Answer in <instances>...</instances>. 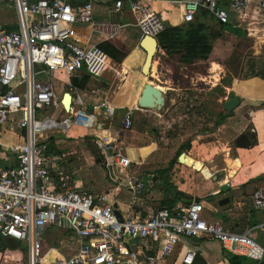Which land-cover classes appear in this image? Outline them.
<instances>
[{
	"label": "built area",
	"instance_id": "2783aa9c",
	"mask_svg": "<svg viewBox=\"0 0 264 264\" xmlns=\"http://www.w3.org/2000/svg\"><path fill=\"white\" fill-rule=\"evenodd\" d=\"M251 1L228 0L226 5L220 0L170 2L182 10L184 24L194 22L206 11L223 25L231 12L244 17ZM151 2L0 0V153L10 154L7 162L5 156L0 159V235L26 245L30 260L36 264L43 259L41 238L52 225L71 229L79 239V246L67 254L61 244H55L51 249L57 254L54 264H158L185 239L204 236L220 242L231 254L257 263L264 258V246L257 239L264 235V222L235 232L220 220L207 219L203 202L197 201L177 210L159 209L151 217L136 211L144 205L153 177L135 175L126 153L125 136L132 130L140 108L126 109L120 124L114 127L118 108L110 100V93L100 97L92 92L89 96L96 100L86 105L83 92L75 84L82 72L102 79L111 74L120 76L101 45L116 39L123 27H138L142 37L159 41L168 24ZM99 6L120 21L97 19ZM260 8L264 11V0H260ZM5 13L14 14V20L3 21ZM127 16L132 21H124ZM66 92L72 96L69 111L62 103ZM49 108L60 109L68 117L61 121L42 117ZM194 110L189 108L185 114L192 115ZM187 125L182 122L175 128L187 131L191 129ZM74 126L88 129L94 137L109 183L104 192L81 190L73 182L77 174L71 170L74 157L69 160L68 155L49 151L48 142L61 134L69 139ZM8 132L22 142H2ZM124 193L128 208L125 213L120 211V220L115 210ZM252 204L264 210V186L253 192ZM142 248L156 252L145 255ZM196 254L188 248L183 262L192 264ZM9 259L0 253V264Z\"/></svg>",
	"mask_w": 264,
	"mask_h": 264
},
{
	"label": "crops",
	"instance_id": "0c3cea01",
	"mask_svg": "<svg viewBox=\"0 0 264 264\" xmlns=\"http://www.w3.org/2000/svg\"><path fill=\"white\" fill-rule=\"evenodd\" d=\"M171 0H152L151 5L153 9L160 13L165 20L167 24H170L172 26H181L184 23L182 22V10L179 7H173L171 5ZM221 3L224 5L227 4L228 0H220ZM253 4V0L251 1V6ZM256 4H258V0H256ZM254 5V4H253ZM250 6V8H251ZM256 6V5H254ZM249 8V9H250ZM257 9H260V6H256ZM249 11V10H248ZM247 14L244 17H241L237 13L231 12L229 16V21L226 24H229V26L233 29H241L243 32H246L242 27V22H245L246 18H248L249 14ZM201 14H199L200 17ZM232 15H234L235 18H232ZM6 16V18H5ZM210 18H212L209 15ZM254 17V16H253ZM96 18L99 20H118L120 21V18L114 16L113 14H108L105 11V8L102 6H99L96 8ZM7 21L13 19L14 20V14H11V16H8L7 13L3 15V21ZM213 19V18H212ZM123 19H121L122 21ZM214 20V19H213ZM124 21H132L130 16L126 17V20ZM207 22V21H206ZM216 22V21H215ZM208 25L212 24L210 21L207 22ZM264 23V21H263ZM218 24V23H217ZM220 25V24H219ZM125 28H127L125 31H123ZM247 37H237L234 33L230 32L229 30H221L220 36L214 41L213 48L211 51V54L207 61H196L195 64L192 65H185L181 64L179 61V58L177 56H166L161 48L158 50V57L155 56L153 61V68L151 71V74L149 77L145 76L142 72L143 64L145 61V52L140 47V41L143 38L141 31L138 27L135 26H125L119 33L118 37L115 39L114 47L111 48L107 47L104 48L105 43L104 42L101 47L111 56L113 59V62L115 63V67L118 72H120V76L118 78L115 77L114 74H111L107 79L97 78L94 76L89 75L86 72H82L79 79L75 81L80 84L79 89L85 94L90 95V93H94L97 96L103 97L106 93H110V100L112 103L119 109L124 111L128 108H136L139 107V98L141 96V93L144 89V86L147 83H152L153 80H151L152 74L155 71L158 72L161 83V88L165 92L166 95V105L167 109L164 113L149 110V109H138L137 112H143V113H152L156 117L162 118L165 113L169 114L170 117V126L177 127V124L180 125L182 122L184 124H190L191 121L185 122L186 119H188V114H185V111L187 110L186 106L183 108L181 104L186 103L189 97H192L196 100V106L200 105L201 109L199 107H195L194 111H192L193 114V120L198 119L203 122H201V126L204 125V130L198 131L197 128L191 130L188 129L187 131L183 133H173L158 136L157 134L155 138L150 137L148 135L147 131H144L143 127L140 125V128L133 127L130 132H128L125 136V144H126V153L128 157L133 162L132 169L135 175L138 176H147L151 175L152 181L150 183V191L146 197V200L144 202V205L141 207H136V211L142 212V214L145 217H151L155 215V213L160 208L161 201L165 198V189L166 186L164 184V193L162 196V199H159L156 194V187L160 186V183L163 182L162 180H154L155 177L158 176V172H160L161 169L168 170L167 177L169 176L171 179V176L176 178L179 177V174H182L184 171H180L178 173V169H180V166H189L196 171V173H201L200 168L197 167V164H200L201 166H206L209 172L212 175H216L215 171L213 170L211 165H207L205 162V159L201 158H191L190 155H187L184 151H189V147L191 144L195 142V139L200 138V134H210L214 133L215 130H220L221 125H224V121H232L231 124H235L233 126V136L231 137V140H233V146L237 149V156L231 157L225 160L226 162V168L223 169V171H228L231 173L230 176L225 175L224 177L227 178H235L237 179V183L235 185H226L224 183L216 182L215 180V190H213V194H211V197L205 198L204 195L199 193L197 190V185L193 186L192 189L185 188L188 186V183H177L173 184L175 188H177L178 191L186 194L187 196L191 197L193 200L195 199H202V202L205 206V217L209 220H220L222 221L228 228L235 232H244L248 228L257 225L261 222H264V210H257L253 207L252 204V194L253 192L259 188L264 186V63L262 64H254L251 63V70L248 75H246L243 80H238L233 78L231 74V70L228 69V65L226 62L229 61L230 54L226 59H223V57H220L221 54H223L225 51L223 50L222 46L223 44V38H231L232 40L236 39L241 40L242 38ZM111 42V41H108ZM262 44H264V35L261 39ZM222 48V49H221ZM217 54L216 56L219 57V61L217 62H211L212 67L209 70V74L205 77L199 78V80H205L204 84L206 86H209L210 92L215 90V88H219L221 90L222 94H225V101L222 100L220 96L216 97L217 102H223V109H224V103L227 101L226 99H229L231 97L237 96L241 103L237 110L233 112H227L225 115V118L221 124L218 126H215L216 123L213 120L212 117L209 116L210 121L206 124H204V121L206 119L204 114L205 112L213 113L211 108H209L206 103L204 105V102H207L206 97L204 96V91L198 90L196 86L193 85L192 88H185V85L188 84V72L192 67H195L199 65L200 63H206L209 62L212 58V55ZM161 55V57L159 56ZM264 55V53H263ZM255 66V69H254ZM258 69V71H257ZM254 70L257 71V73L262 70L263 74L260 76L257 73L253 75ZM228 73L230 74V77L228 76L227 83L225 84L223 82L224 80V74ZM160 74H162L163 78L160 77ZM198 75V74H197ZM89 77V83H87L86 78ZM153 76L156 77V75L153 74ZM157 78V77H156ZM196 77L190 76V79L193 81V79ZM195 80V79H194ZM84 81H86V84H84ZM184 84L182 85V83ZM224 83V84H223ZM191 84V81H190ZM155 86H158L157 84H154ZM77 86V85H76ZM60 89V88H59ZM184 92V93H183ZM203 92V93H202ZM183 94V101L179 100L174 102V99H176L177 96ZM215 95V94H214ZM95 97V96H93ZM186 99V100H185ZM181 105V107H180ZM183 108V109H179ZM191 108V107H190ZM208 108V110H207ZM189 109V108H188ZM118 111V110H117ZM123 112H117L116 118H118L119 121H121ZM172 115V116H171ZM190 115V114H189ZM165 116V115H164ZM199 116V117H198ZM221 117V116H220ZM228 124V122H225ZM120 124V122H119ZM230 124V125H231ZM208 126V127H207ZM213 126V127H211ZM232 126V125H231ZM219 127V128H218ZM145 134V137L143 135ZM242 134H246L248 136L249 140L251 141V146L248 147H239L236 146L235 141L240 137ZM177 135V136H174ZM5 136V135H4ZM3 136V137H4ZM91 138V142L93 143V136L90 133L89 135ZM197 136V137H196ZM16 138L18 139L17 142H22V140L16 135ZM165 139L169 142L166 145H162V142H165ZM68 140V142H67ZM180 140V141H179ZM86 141H77L72 145L70 143V138L65 139V141H59L56 142V144L59 146L60 155H68V158L70 160V157H74L76 153H80L82 155L85 154L86 158L82 159L80 156L78 158V161L73 159L71 170L77 171V174L73 177L74 183L81 189L85 191H89L95 194L104 192L108 189L109 183L107 179V175H105L106 171L104 167L97 163L94 156L90 152L89 148L86 145ZM89 141V140H88ZM176 142L179 143L178 147H172L173 144ZM190 142V144H188ZM66 144L69 145L66 146ZM94 144V143H93ZM10 145V144H8ZM95 145V144H94ZM186 145V146H185ZM185 146L184 149H182ZM189 149V150H188ZM165 151L171 152V158L167 159L165 162L161 160H157L158 157H160ZM0 152H2L0 150ZM187 155L189 158L193 159L195 162L192 165H189V162H181L180 156L181 155ZM5 156L6 162L8 161V158L10 157L9 152H6L5 155H2L0 153V159ZM172 156L175 157L174 160H172ZM188 158V159H189ZM199 161L200 163L196 162ZM159 163H164V165H161V167L157 168ZM178 164V167L174 164ZM231 162V163H228ZM86 164V165H83ZM187 163V164H186ZM185 164V165H183ZM88 167L91 170L98 169V177L95 178V173L90 174H83L84 168ZM101 167V168H100ZM214 173V174H213ZM202 174V173H201ZM201 174H198V176H201ZM203 175V174H202ZM213 176V177H214ZM182 177V175H181ZM212 177V178H213ZM243 177V179H242ZM184 178V177H182ZM207 179V178H206ZM210 179V178H209ZM164 183V182H163ZM256 184V185H254ZM223 186H229V189L227 191H222ZM256 186V188L254 187ZM196 188V189H195ZM233 192L234 193V199H236L237 196L241 197L238 201L236 200L235 206L236 211L234 212L231 207H226L228 204L232 202V198L225 195L226 193ZM127 193L123 194V197L120 200V204L118 205V211H122V213H125L127 210V200L128 196H126ZM243 195V196H240ZM161 198V197H160ZM229 199L227 202H221L225 199ZM215 201L217 202V206H215ZM187 204L186 200L184 201V198L181 199L176 203V205L170 209V210H177L179 206ZM210 206V208H209ZM208 207V208H207ZM167 209V208H166ZM121 213V212H120ZM241 221L245 223V226L240 225ZM234 222V226H230L227 223ZM56 227L60 228L63 231L59 232V234L56 235V237L52 240L50 237H47V232H50V229ZM46 234V239L44 240L43 250H47V258H43L42 262H45L47 264H54L55 258L57 257V254L52 251V247L55 244H61L63 248L66 250V254L70 253V249L77 248L79 246V239L75 236L73 231L71 229H68L67 227H61L59 225H52L49 227L44 235ZM262 238V239H261ZM258 242L264 246V235H258L257 236ZM148 245H152L150 241L148 242ZM134 247H139L138 243H133ZM154 246L158 247V244L155 243ZM188 248L194 249L198 256H200L202 259V262L204 264H228L227 261L224 258L225 253H230L227 250H225L220 242L209 238V237H193L188 238L182 241L180 244L177 245L176 249L164 260L159 262L158 264H185L183 262V257L185 255V252ZM9 250H6L5 253L8 256ZM11 251V250H10ZM16 251V250H14ZM142 252L145 253V255H154L155 249L152 250H144L142 248ZM196 254V256H197ZM231 254V253H230ZM48 257H51L50 260H48ZM10 260V259H9ZM195 260V259H194ZM44 262V263H45ZM195 262V261H193ZM194 264V263H193ZM198 264H201V261L198 262Z\"/></svg>",
	"mask_w": 264,
	"mask_h": 264
},
{
	"label": "rangeland",
	"instance_id": "374dc122",
	"mask_svg": "<svg viewBox=\"0 0 264 264\" xmlns=\"http://www.w3.org/2000/svg\"><path fill=\"white\" fill-rule=\"evenodd\" d=\"M253 4L256 6H260V0H258V4H256V0H253ZM252 4L251 8L248 11V18H246L245 22H242V27L243 29L247 32V37L246 38H242L240 41L237 40L238 42H236V39L232 40L231 38H223V50L225 51L223 54H221L220 57H223V59H226L228 57V55L230 54L229 57V61L226 62V64L228 65V69L231 70V74L233 76V78L235 79H240L243 80V78L249 74L250 70H251V63L256 64H263L264 63V55H263V49H264V45L261 42V39L264 35V11L257 9L256 6H254ZM254 16V17H253ZM6 18V16H5ZM205 21H210V23L212 24V27L216 28V22L210 18L209 16L204 18ZM232 18H235L234 15H232ZM6 20V19H5ZM77 29L79 30L80 27L78 26ZM127 28H125L123 31H125ZM115 44V39L112 40L111 42H107L104 45V48L106 49L107 47H110L111 50L114 47ZM113 46V47H112ZM221 48V49H222ZM217 54L212 55V58L209 62L206 63H200L199 65L192 67V69H190V71L187 73L189 76L188 78V84L185 85V88H192L193 85L196 86L198 88V90L204 91V96L207 99V102H204V105L206 103V105L211 108L213 113H206L204 114L206 119L204 121V124L208 123L210 121L212 117V122L213 120L215 121L214 123H216L219 119L221 115L226 114L227 112L223 109V102H217L216 97L220 96L222 98V100L225 99V94L223 95L221 90H219V88H215V90L210 92V88L209 86H206L204 84L205 80H199V78L205 77L209 74V70L212 67L211 62H217L219 61V57L216 56ZM156 57H158V54L156 55ZM160 72V71H158ZM156 72V68L154 71V75L152 74L151 80H153V84H157L159 85V88L162 86L160 83V78L159 77V73ZM198 74V75H197ZM90 75V74H89ZM92 76V75H91ZM86 78L85 80H87V83H89V77ZM163 75L160 74V77H162ZM190 76H194L196 78L193 79V81L190 79ZM228 76L230 77V74L226 73L224 74V79L227 78ZM149 77V76H147ZM163 78V77H162ZM67 78L64 77V81H66ZM191 81V84H190ZM54 83L57 85L56 81H54ZM84 84H86V81H84ZM184 84V82L182 83V85ZM77 86H80V84L78 82H76ZM63 87L61 86L60 89H58V93L61 95L62 94V90ZM166 92V90H165ZM184 93V92H183ZM83 97L84 100L86 102V105H88L89 103H93L96 98L85 95L84 93ZM215 94V95H214ZM183 94L179 95L176 97V99H174V102L176 101H181L183 99ZM188 100L185 101L186 103L192 104L191 108H195L196 106V100L193 99L192 97L187 98ZM186 100V99H185ZM228 100V99H226ZM183 101V100H182ZM225 101V100H224ZM182 107L184 108L187 104L183 103L181 104ZM180 105V107H181ZM195 106V107H193ZM183 108H179V109H183ZM167 109V105L165 106V108H163L162 113L165 112V110ZM208 110V108H207ZM237 110V109H236ZM235 110V111H236ZM209 111V110H208ZM119 112H125L124 109L117 111ZM122 113V114H123ZM165 115V116H164ZM163 115L162 118L160 117H156L154 114L152 113H143V112H137L135 114V118H134V124L133 127L135 128H140V125L143 127L144 131L148 132V135L150 137L153 136V138H155L154 134L158 135V136H162V135H168V134H173V133H183L186 131L185 128H175V126H170V117L168 113H165ZM50 116L51 118L61 121L65 118L68 117V114L65 113L62 110H55L53 108H49L46 112L43 113V116ZM172 116V115H171ZM199 117V116H198ZM193 114L190 115L188 117V120L191 121L190 124H188V128H191L192 130L197 128L198 131H202L204 130V125L201 126V120L195 119L193 120ZM119 120L118 118H115V120L113 121V126L114 127H118L119 125ZM225 122H228V124H226ZM232 121H224V125H221L220 130L218 129L214 131V133H210V134H200V138L195 139V142L193 144L190 145L189 147V151H184V152H189L186 153L187 155H190L191 158H201V159H205V163L208 165H211L213 170L215 171V173H217L213 178L210 179H206L201 173H196V171L191 167L185 165V166H180V169L177 168L178 173H180V171H184L182 172V174H179L180 176L176 178L171 176V183L172 184H177V183H188V186L185 188H189L192 189L193 186L197 185V190L199 191V193H201L202 195L205 196V198L211 197V194H213V190H215V188L217 186H215V180L216 182H220V183H224L226 185H235L237 183V179L235 178H225V175H229L230 176V172L223 171V169L226 168V162L225 160L231 157H235L237 156V149L233 146V140H231V137L233 136V126L235 125L234 123L231 124ZM232 126H231V125ZM208 127V126H207ZM213 127V126H211ZM219 128V127H218ZM144 134V133H143ZM62 135V134H61ZM58 135L57 137H55L56 141H65V139H67L65 136H61ZM69 137H70V143L72 145H75L74 143L77 141H86V145L90 150V145H93V143L90 141H88V139H90L91 137L90 135V131L86 128L80 127V126H74L68 133ZM143 137H145V134L143 135ZM146 138V137H145ZM18 139L16 138V135L13 134L12 132H8L4 137H2V142L7 143V144H14L17 143ZM180 141V140H179ZM68 142V140H67ZM167 143H169L166 139L165 142H162V145H166ZM179 143L175 141V143L173 144L172 147H178ZM66 146L69 147L68 144H66ZM91 151V150H90ZM171 152L165 151L160 157L157 158V160H161L163 162H165L167 159L171 158ZM79 156L83 159L86 158L85 154L82 155L80 153H76V155L74 156L75 160H78ZM172 160L175 159L174 156H172ZM189 158L188 161L189 165H192L195 161L193 159ZM187 161V162H188ZM159 163L158 162V167H161V165H164V163ZM198 163H200L199 161H196ZM231 163V162H228ZM177 167L178 164L177 162L174 163ZM187 164V163H186ZM202 164V163H200ZM83 165H86L83 163ZM204 165V164H202ZM101 168V167H100ZM207 168V167H206ZM166 169H161L160 172H164ZM84 175L85 174H90V173H95V178L98 177V169H94L91 170L88 167L84 168L83 171ZM198 174H201V176H198ZM214 174V173H213ZM106 175V173H105ZM184 177L182 178L181 177ZM243 179V177H242ZM256 185V184H254ZM256 188V186H254ZM156 191L157 194L156 196L159 199H162L163 193H164V183L161 182L160 186L156 187ZM196 189V188H195ZM225 195L229 196L232 198V202L230 204H228L226 207H231L233 209V211H236V200L238 201L239 199H241V197L237 196L236 199H234L235 195L233 192H229L226 193ZM243 196V195H240ZM161 197V198H160ZM217 202L215 201V206H217L216 204ZM218 207V206H217ZM208 208V207H207ZM210 208V206H209ZM211 209V208H210ZM230 226H234V222L231 223H227ZM240 225L245 226V223L243 221H241ZM63 231L62 229H58L56 227H53L50 229V232H47V237L51 238L52 240L56 237L57 234H59V232ZM46 234L42 236L41 238V245H44V240L46 239ZM262 239V238H261ZM24 245V244H22ZM26 246V245H25ZM28 249V248H27ZM8 254L10 255V260L7 263L4 264H33V261L30 260V255H29V251L23 253L22 250L17 249L16 251H8ZM47 250L44 249L43 250V254L41 257L43 258H47ZM51 257H48V260H50ZM33 260V259H32ZM36 264V261H35ZM39 264H47L46 262H40Z\"/></svg>",
	"mask_w": 264,
	"mask_h": 264
},
{
	"label": "trees",
	"instance_id": "16d2710c",
	"mask_svg": "<svg viewBox=\"0 0 264 264\" xmlns=\"http://www.w3.org/2000/svg\"><path fill=\"white\" fill-rule=\"evenodd\" d=\"M209 14L206 11L201 12L200 17L192 23L183 24L181 26H172L168 24L165 31L159 36V46L162 52L166 56H177L181 64L192 65L195 64L196 61H207L212 48L214 41L220 36L221 30H229L234 33L237 37L246 36V32H243L241 29H233L229 26V24L219 25L216 24V28L208 25V23L202 17L206 18ZM215 21V20H214ZM161 57V55H159ZM255 69V66H254ZM258 71V69H257ZM254 70V74L257 73ZM258 75H262L263 71L260 70ZM223 82L226 84L227 80L224 79ZM223 83V84H224ZM80 87V86H79ZM192 104H187L186 108H190ZM190 116V115H187ZM225 115H221L220 119L217 121L215 126H218L223 122ZM188 119L185 120L187 122ZM177 136V135H174ZM55 138H52L49 143V151L51 154H59V146L55 142ZM90 141V139H88ZM190 144V142L188 143ZM186 146V145H185ZM185 146L182 148L184 149ZM90 152L94 156L97 163H101V156L99 150L96 145H90ZM188 156H183L182 162L188 161ZM158 172V176L154 178V180H162L166 186L165 189V198L160 203V208L172 209L178 201L184 198L187 204H190L192 201L202 202V199L193 200L191 197L186 194L180 192L175 188V186L171 183V179L168 176L167 172ZM22 250L23 253L27 252V246L22 245V243L4 238L0 235V252H5L6 250ZM225 260L228 264H264V258L261 262L257 263L252 259L245 256H238L230 253H225ZM200 256L195 257L194 264H198L201 261V264H204L201 260ZM192 263V264H193Z\"/></svg>",
	"mask_w": 264,
	"mask_h": 264
},
{
	"label": "water",
	"instance_id": "95a60500",
	"mask_svg": "<svg viewBox=\"0 0 264 264\" xmlns=\"http://www.w3.org/2000/svg\"><path fill=\"white\" fill-rule=\"evenodd\" d=\"M140 47L144 50L146 54L142 72L145 76H149L153 68L154 58L159 50V41L153 37L145 36L140 41ZM71 100V94L69 92H66L63 95L62 99V103L66 111H69L71 108ZM166 102L167 100L165 92L158 86H155L152 83H147L144 86V89L139 98V108L161 112L163 108H165ZM240 103L241 101L237 96L231 97L224 103V109L229 113L233 112L239 107ZM235 144L239 147H248L251 146V141L249 140L248 136H246V134H242L240 137H238V139H236ZM183 156V154L180 156L181 162ZM228 189L229 186H223L221 190L227 191ZM227 201H229V199L226 198L224 201L221 202ZM115 213L118 218L122 220L121 213L117 209L115 210Z\"/></svg>",
	"mask_w": 264,
	"mask_h": 264
},
{
	"label": "bare ground",
	"instance_id": "6f19581e",
	"mask_svg": "<svg viewBox=\"0 0 264 264\" xmlns=\"http://www.w3.org/2000/svg\"><path fill=\"white\" fill-rule=\"evenodd\" d=\"M160 89H162L160 87ZM197 167L200 168V172L203 174V176L207 179L212 178L214 175H212L209 170L206 168V166H201L200 164H197ZM33 259V258H32ZM34 260V259H33ZM46 261V260H45ZM44 261V262H45ZM33 264H35V261H33Z\"/></svg>",
	"mask_w": 264,
	"mask_h": 264
}]
</instances>
